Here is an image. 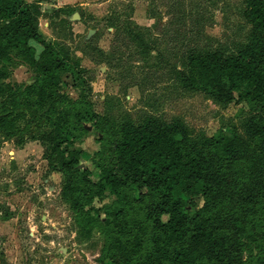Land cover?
I'll list each match as a JSON object with an SVG mask.
<instances>
[{"label": "trees", "instance_id": "1", "mask_svg": "<svg viewBox=\"0 0 264 264\" xmlns=\"http://www.w3.org/2000/svg\"><path fill=\"white\" fill-rule=\"evenodd\" d=\"M40 16L36 4L0 0V133L41 143L81 232L104 239L99 263L264 264V0H245L251 31L238 52L192 53L178 73L184 88L253 114L246 136L202 143L180 121L116 127L97 113L81 71L40 34ZM22 65L32 82L8 83ZM65 75L77 99L64 92ZM88 125L100 143L96 181L77 146ZM107 195L114 200L96 207Z\"/></svg>", "mask_w": 264, "mask_h": 264}, {"label": "rangeland", "instance_id": "2", "mask_svg": "<svg viewBox=\"0 0 264 264\" xmlns=\"http://www.w3.org/2000/svg\"><path fill=\"white\" fill-rule=\"evenodd\" d=\"M26 1L40 8L42 37L81 71L94 110L116 127L154 119L182 122L195 143L219 133L246 136L253 116L246 104L220 103L184 88L178 77L187 72L192 53L232 54L246 44L251 26L245 0ZM33 78L22 65L7 82L29 84ZM63 83L64 92L77 99L73 78L65 75ZM88 127L77 146L83 150L81 168L96 181L93 160L100 143ZM63 185L40 142L20 143L0 133V264H101L104 239L97 230L81 232ZM113 200L107 195L94 204L101 208Z\"/></svg>", "mask_w": 264, "mask_h": 264}]
</instances>
